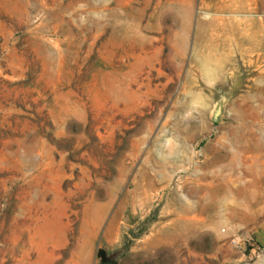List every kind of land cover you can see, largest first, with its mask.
Wrapping results in <instances>:
<instances>
[{"label": "rangeland", "instance_id": "1", "mask_svg": "<svg viewBox=\"0 0 264 264\" xmlns=\"http://www.w3.org/2000/svg\"><path fill=\"white\" fill-rule=\"evenodd\" d=\"M0 264H264V0H0Z\"/></svg>", "mask_w": 264, "mask_h": 264}, {"label": "water", "instance_id": "2", "mask_svg": "<svg viewBox=\"0 0 264 264\" xmlns=\"http://www.w3.org/2000/svg\"><path fill=\"white\" fill-rule=\"evenodd\" d=\"M99 254H100L101 257H103L104 256V251L103 250H99Z\"/></svg>", "mask_w": 264, "mask_h": 264}]
</instances>
